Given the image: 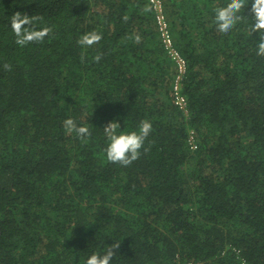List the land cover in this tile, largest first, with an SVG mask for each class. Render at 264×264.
Segmentation results:
<instances>
[{
    "label": "trees",
    "instance_id": "1",
    "mask_svg": "<svg viewBox=\"0 0 264 264\" xmlns=\"http://www.w3.org/2000/svg\"><path fill=\"white\" fill-rule=\"evenodd\" d=\"M162 2L186 114L145 0H0V264H86L117 242L112 264H264V30L220 33L228 0ZM16 11L52 34L16 44ZM111 120L152 124L129 166L106 159Z\"/></svg>",
    "mask_w": 264,
    "mask_h": 264
},
{
    "label": "clouds",
    "instance_id": "2",
    "mask_svg": "<svg viewBox=\"0 0 264 264\" xmlns=\"http://www.w3.org/2000/svg\"><path fill=\"white\" fill-rule=\"evenodd\" d=\"M249 3H251L250 8H248ZM246 9L247 15H245ZM245 16L252 20L251 31L253 33L264 30V0H228L225 5L215 8L214 21L217 30L227 34ZM123 19L127 21L128 16L125 15ZM41 21L42 17L40 16H30L22 11L14 12L11 18V29L16 37V44L23 47L29 43H39L51 35L53 31L51 27L47 25L39 29L35 27ZM101 39V33L93 30L85 32L78 40V44L87 48L97 44ZM135 39L139 42L140 37L137 35ZM258 41L256 55L264 57V34L258 36ZM93 59L98 62L101 59V54H97ZM4 67L6 70H11L9 64H5ZM63 126L69 134L75 132L78 138L83 139L91 135L88 127L78 126L73 118L64 120ZM120 128V124L116 120L109 121L103 127L108 140L105 149L106 159L114 164L129 166L140 157L145 140L152 131V124L148 120H142L138 130L120 132L118 131ZM119 249L120 242L111 243L102 254L93 253L89 256L86 264H112V259L119 252Z\"/></svg>",
    "mask_w": 264,
    "mask_h": 264
},
{
    "label": "built area",
    "instance_id": "3",
    "mask_svg": "<svg viewBox=\"0 0 264 264\" xmlns=\"http://www.w3.org/2000/svg\"><path fill=\"white\" fill-rule=\"evenodd\" d=\"M152 8L155 16L157 29L160 35L162 46L168 58L174 63L175 76L172 85V96L174 105L184 114L187 113V100L182 93V82L186 72V61L179 50L174 46L172 33L164 10L162 0H145ZM190 143L192 132H190ZM190 264V263H185Z\"/></svg>",
    "mask_w": 264,
    "mask_h": 264
}]
</instances>
